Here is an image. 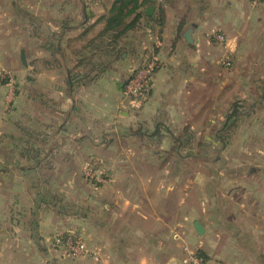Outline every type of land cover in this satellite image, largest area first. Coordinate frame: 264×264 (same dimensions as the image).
Segmentation results:
<instances>
[{
    "label": "crops",
    "instance_id": "0c3cea01",
    "mask_svg": "<svg viewBox=\"0 0 264 264\" xmlns=\"http://www.w3.org/2000/svg\"><path fill=\"white\" fill-rule=\"evenodd\" d=\"M63 1L51 0L45 4L43 0H37L34 12L38 16L15 5L14 14L24 16L25 24L20 32L7 36L0 27V67L12 68L25 76V83L19 84L21 91L14 101L15 104L19 98L18 106L11 107L13 114H21L17 121H9L2 113L6 90L0 89V131H5L3 147L8 148L11 156L18 154L24 159L18 179L25 184L26 201L38 206L52 204V201H45V195L53 193V188L56 195L63 193L58 183L54 187V174H69L64 186L74 182L75 174L82 173L86 167L108 171L111 174L108 184L113 183L115 174H119L113 185V192H116L111 200L113 204H104L106 214L112 213L110 209L114 208L116 232H132L135 236L149 232V241L153 245L143 250L152 251L154 256L146 260L138 258L137 262L130 260L128 254L135 251L119 244L117 250L123 264H182L179 249L185 240L202 245L197 232V238L185 232L189 219L186 186L183 195L182 187H179L178 197L173 202L171 199L177 187L166 173L180 172L182 167L161 163L154 169L150 161L142 165L129 157L137 156L132 145L141 141L154 144L152 155L161 157L173 150L177 156L183 155L175 141L180 142L187 126H193L190 131L197 133V128L206 124L204 78L213 76L208 73L207 64L218 62L217 52L231 53L234 82L228 86L230 99L225 111L229 114L231 106L237 103L239 113L237 118L228 121L227 127L231 131L226 138L220 132L226 121L221 117L222 127L215 131L214 138L226 141L228 145L216 155L225 152L235 159L258 153L261 161L245 166L244 177L258 178L259 185L255 191L248 190L249 200L236 203L237 215L228 220L231 221L229 225L225 220H221V225L218 223L216 228L213 222L205 225L193 220L191 224L193 227L194 222H198L204 234L212 232L214 236L212 250H207L209 264H264V4L252 7V0H157L151 20L144 18L136 30L122 38L120 44L124 54L121 60L110 63L101 54L99 46L107 41L100 35L104 26L101 18L112 3L87 0L89 4H85L87 1L84 0L82 6L76 7ZM150 4L148 0L143 5L142 13ZM77 16L83 20L75 24L73 18ZM159 18L162 23L157 22ZM216 32L225 36L224 46L211 39V34ZM73 42H79L81 46L73 48ZM220 46H223L221 50ZM21 50L25 54V66L20 60ZM150 53L158 65L152 76L150 96L145 103L135 106L124 93L125 84L140 65L139 57L144 55L146 58ZM34 63L36 66L32 69ZM100 63H103L102 68H92ZM69 75L74 77L71 82ZM29 77L34 84H28ZM212 93H217L212 98L217 101L221 94L220 84ZM218 105L217 102L214 104ZM214 106L211 111H215ZM249 142H260L261 148L253 152L247 148ZM237 143L240 148H236ZM148 153L147 150L139 152V158L143 160ZM33 157L41 158L31 164ZM154 170L164 175L153 179ZM45 172L52 174L51 181H46L47 178L40 181L39 174ZM237 179H230L233 180L231 184ZM131 182L133 190L129 195L127 186ZM148 187L150 192L144 193ZM42 188L48 191L40 195ZM219 196H223L222 191H213L208 200L212 211L220 206L222 198ZM253 197L262 198L260 205L263 207L259 210L253 207L256 204ZM97 202L91 199V209ZM101 204L99 202L97 206ZM241 225L246 227L244 231ZM70 226L55 227L69 231ZM93 226L96 230L95 221ZM111 227L100 225L99 232H112ZM173 230L178 232V242L171 240L169 232ZM101 248L97 251L98 261L91 259V262L108 264L111 247ZM59 255L52 258L55 261L51 264L77 262Z\"/></svg>",
    "mask_w": 264,
    "mask_h": 264
},
{
    "label": "rangeland",
    "instance_id": "374dc122",
    "mask_svg": "<svg viewBox=\"0 0 264 264\" xmlns=\"http://www.w3.org/2000/svg\"><path fill=\"white\" fill-rule=\"evenodd\" d=\"M27 1L26 5L24 3L25 0H2V2L0 0V27L7 36L12 33L20 32L21 27L25 24L23 22V15L19 14L20 16H16L14 14L16 12L15 5L18 6V9H27L28 11L33 12L35 16H38L34 12V6L37 4V0ZM43 1L47 4L51 0ZM62 1L63 0H61V3ZM91 1L93 3L95 0ZM108 2L109 4L113 3V0H108ZM63 3L77 7L78 5L82 6L85 1L64 0ZM85 4H89V2L87 1ZM74 15H77V13H74ZM32 16L34 18V15ZM8 18L11 21H9ZM80 18H78V16L76 18L74 17L73 22L78 24V20L79 22L83 20ZM46 19L50 20L51 18L46 16ZM128 20H130V18L126 21ZM142 43L143 41L140 43L141 47H143L144 44ZM217 45L224 46L225 43H218ZM80 46L81 44L79 42H73V44H71V47L73 48H79ZM223 46H220V50ZM216 55L219 56L218 62L216 60L210 62L206 67L207 70H209L208 73L213 76H207L204 78L203 103L207 104L204 108L206 124L202 128L198 127L197 133L190 131L189 128L193 126H187L184 132H182L185 133L183 135L184 139L183 136H180V142L175 141V146L177 145L181 148L183 155L177 156L174 150L169 151L168 154L166 153L161 157L159 155H152L151 153L154 151L153 149L155 147L154 144L141 141L135 142L134 145H132L137 156L131 155L129 157L130 160L139 161L142 165H147L150 161L153 164L154 169L161 163L181 165L182 169L180 172L166 174L170 175L172 182H174L175 187H177V190L173 191L175 193H173L171 197L172 202L179 195L177 193L179 192V187H182V195L184 192V186L187 188L189 219L186 224L187 228L185 232H189L192 236L194 235V238L195 236L197 238L198 235L196 234L195 229H193L194 227H192L191 222L193 220L201 221L205 225L210 224V222L212 224L213 222L215 228L218 223L221 225V220H225V224L229 225V222L231 221L228 220L237 215L235 212L237 210L236 203L243 204L245 200H249L250 195L247 194L248 190L255 191L256 187L259 185L258 178L251 179L244 177L245 166L247 168L250 164L257 165L261 161L258 153L247 158L241 156L236 157L235 159L228 157L225 152L220 156L216 155H219V151L222 149H227L228 145L226 141L220 142L217 139L215 140L214 137L215 131L222 127V122L219 123L221 117H223V121L226 119L227 112L225 110L230 99V96L228 95V86L230 82H232V85L234 82V78L232 77L234 65L231 53H229V55L227 53L223 55V53L217 52ZM143 57L144 55L139 57L140 60L138 63L140 65L143 63ZM225 58L230 65L232 64V66L222 65V60ZM119 60H121V58ZM35 66L36 64L34 63L32 69H34ZM22 75L23 74H19L12 70V68L10 69L4 66L0 67V89L5 88L6 90L3 95L5 109L2 113L5 116H8L7 119L11 122L14 120L17 121L18 117L21 115L20 113L13 114L11 107L15 104L18 106L17 103L19 98L15 104L14 101L21 91L19 84L25 80V76ZM29 79L28 84H34V80L31 77H29ZM219 84L221 94L220 98L215 101L212 98L215 97L217 93H212V91L215 90L216 86ZM236 85L239 84L236 82ZM216 102L217 105L219 104L218 106H214ZM212 106L215 107V111H211ZM19 107H21V104H19ZM209 120H213L214 123H211ZM188 131L190 133H186ZM229 131H231V128L223 127L220 131L222 134L221 136L226 138ZM4 132L5 131H0V264H51V262L55 261L52 260V258H55V256L59 254L62 258H70L64 254L65 250L63 244L57 246L54 243L56 238H61L63 241L67 238H71L73 240H80L85 244V248L89 254L79 259H74L77 261L76 264H101L91 262V259L95 260L93 255H96L97 260L95 261H98L99 255H97V251L98 249H102L101 247L104 249L111 247V262L109 261L108 264H123V258L118 254L117 250L119 244L127 245L130 249L135 251L134 254H128L130 260L132 259L137 262L138 258L146 260L147 258L154 257L152 251L143 250L145 248L149 249L153 245V242L149 241V232H142L144 234L143 236L137 235V233L135 236L132 232H116L114 208L110 209V211H113L112 213L109 215L106 214L107 211L104 208V204H113L111 203V200H113V196L116 193L113 192L115 191L113 185H116L115 183L117 182L119 174H115L112 178L113 183L109 182L108 184L111 176L108 171L99 170L95 167H86L82 173L75 174L74 182L65 186L63 184L66 183L69 174H54V187L59 184L63 193L60 192V195L58 196L56 195V189L53 188V193L45 195V201H52V204H43L42 206L35 204L31 205L26 201L25 184L18 179L20 176L19 169L21 165H23L24 159L18 154L11 156L10 152L7 150L8 148L3 147L1 142L2 139H5ZM199 132L202 133L198 134ZM191 134H193V136H191ZM17 145L19 148V141L17 142ZM240 147L241 146H238L237 143L236 148ZM262 147L264 148V145H262ZM247 148L256 152L261 148V145L260 142H249ZM143 150H147L149 153L146 158L144 157V159L141 160L139 158V152H142ZM40 158L41 157H33L31 164H34ZM96 158L98 159V157ZM13 167L18 170H11ZM90 168V171L93 172L92 174L98 178V180H95L94 177L91 179L86 176V170ZM218 171L221 172V175L218 174ZM153 172H155V170ZM229 172L232 174H229ZM138 175H143V173H138ZM151 175L155 176L153 179H158L164 174L161 175V172H155ZM51 176L52 174L49 172L39 174V177L41 178L40 181L43 178H47L46 181H51ZM233 177H236V179L238 178L235 184H231L233 180L230 179H233ZM98 184L99 186L97 188ZM104 184H106L105 187L101 188ZM132 187L133 185L131 182L129 183V186H127L129 195L132 193ZM218 187H220V189H218ZM149 189L150 187L145 189L144 193L150 192L148 191ZM39 190L40 195L48 191L46 188ZM136 190H138V187H136ZM217 190L222 191L223 196H219V199L222 198L219 201L220 206L212 211V206L208 200L213 191L217 192ZM231 197L232 199H230ZM91 199L98 201L97 203H94L95 207L93 209L90 207ZM252 200H256V204L253 206L254 208L259 210L263 207L260 205L262 198L253 197ZM99 202H102V204L97 206ZM172 209L175 211L174 206ZM94 221L97 226L96 230L93 228ZM128 223H130V219ZM68 224L72 227L69 231H67V228L62 230L56 229L55 227L56 225L67 227ZM105 224L112 226V232H99V226ZM213 227L211 229H213ZM244 229H246V227L241 225V230L244 231ZM170 234L172 238L171 240L179 241L177 240L179 239L177 230L169 232V235ZM213 238L214 236L212 235V232L201 234L199 240H201L202 245L198 244L199 246L185 240V243H182L179 249L181 263L186 256L182 250L183 246H187L190 250L196 252V254L210 260L208 251L212 250L211 246ZM121 240L124 243H122ZM158 240L161 241V239ZM170 248L172 250L171 246ZM172 251H174V248Z\"/></svg>",
    "mask_w": 264,
    "mask_h": 264
},
{
    "label": "built area",
    "instance_id": "2783aa9c",
    "mask_svg": "<svg viewBox=\"0 0 264 264\" xmlns=\"http://www.w3.org/2000/svg\"><path fill=\"white\" fill-rule=\"evenodd\" d=\"M260 4H264V0L251 1L252 7H257ZM210 37L217 43H226V38L222 33L216 32L211 34ZM222 65L229 66L230 64L225 58L222 60ZM157 67V61L154 55L150 53L146 56L143 63L132 71L130 77L128 78V81L125 84L124 93L126 97L135 104V106H140L148 100L150 96L152 76L155 73ZM90 170L91 169L86 170V176L91 179L94 177L95 180H98V178H96L92 174L93 172H91ZM99 184L97 185V188ZM54 243L57 246H61L63 244V248L65 250L64 254L72 259H79L89 254V252L85 248V244L80 240L67 238L63 241V239L61 238H56L54 240ZM182 250L186 254L182 261L183 264H209V262L203 256L196 254V252L190 250L187 246H183ZM93 256V258L97 260L96 255Z\"/></svg>",
    "mask_w": 264,
    "mask_h": 264
},
{
    "label": "trees",
    "instance_id": "16d2710c",
    "mask_svg": "<svg viewBox=\"0 0 264 264\" xmlns=\"http://www.w3.org/2000/svg\"><path fill=\"white\" fill-rule=\"evenodd\" d=\"M148 2L139 3L138 0H113L108 12L101 18L104 26L100 35L107 38L100 48L101 54L110 60H118L124 54L123 47L120 44L129 32L136 30L144 18L151 20L152 16H147L142 13V7ZM128 18L130 20L126 21ZM157 22L162 23V19H157ZM105 47L106 49H102ZM109 63V64H110ZM103 67V63L93 65V69L97 70ZM74 77L68 76V81L71 82ZM239 113V106L237 103L230 108V113L226 116L224 127H227L228 121L232 118H237Z\"/></svg>",
    "mask_w": 264,
    "mask_h": 264
},
{
    "label": "water",
    "instance_id": "95a60500",
    "mask_svg": "<svg viewBox=\"0 0 264 264\" xmlns=\"http://www.w3.org/2000/svg\"><path fill=\"white\" fill-rule=\"evenodd\" d=\"M150 2L151 4L143 11L144 15H147V16L153 15V12L155 9V3L157 2V0H150ZM20 60H21V63L25 66L26 65L25 54L23 50L20 51ZM193 227L198 235L203 234L204 229L198 222H194Z\"/></svg>",
    "mask_w": 264,
    "mask_h": 264
}]
</instances>
